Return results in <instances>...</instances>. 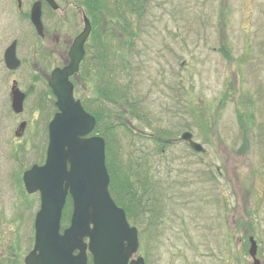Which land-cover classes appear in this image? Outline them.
Segmentation results:
<instances>
[{
  "label": "rangeland",
  "instance_id": "1",
  "mask_svg": "<svg viewBox=\"0 0 264 264\" xmlns=\"http://www.w3.org/2000/svg\"><path fill=\"white\" fill-rule=\"evenodd\" d=\"M35 1L21 0L18 11L0 0V49L15 40L21 61L13 73L0 65V254L11 264H24L33 243L39 196L21 179L42 164L55 113L47 80L63 60L50 46L57 37L72 41L83 26L43 5L39 38L29 21ZM97 10L89 11L90 57L72 79L74 96L114 151L113 199L138 231L137 256L145 264H252V239L264 264V0H98ZM110 74L126 91L121 98L101 84ZM12 80L26 95L18 116ZM183 132L205 152H193ZM65 207L61 230L69 198Z\"/></svg>",
  "mask_w": 264,
  "mask_h": 264
},
{
  "label": "water",
  "instance_id": "2",
  "mask_svg": "<svg viewBox=\"0 0 264 264\" xmlns=\"http://www.w3.org/2000/svg\"><path fill=\"white\" fill-rule=\"evenodd\" d=\"M45 2L57 9L53 0ZM30 21L43 37L40 2L32 6ZM89 33L90 25L85 21L83 32L69 49V64L53 70L48 81L58 111L48 125L45 162L32 166L22 177L27 193L39 192L41 202L34 222L33 250L26 256L25 264H87V251L93 264H144L142 258L130 261L138 250L137 230L129 226L125 212L110 197L104 140L88 136L95 127V119L74 99L69 81L78 72ZM4 62L10 70L20 66L16 42L5 51ZM23 101L24 95L18 89L13 90V112L23 111ZM24 128L22 123L19 131L22 133ZM181 140L193 151L204 152L191 134L183 133ZM68 194L73 210L69 226L61 233V214ZM249 255L253 264H260L252 239Z\"/></svg>",
  "mask_w": 264,
  "mask_h": 264
},
{
  "label": "flooded vegetation",
  "instance_id": "3",
  "mask_svg": "<svg viewBox=\"0 0 264 264\" xmlns=\"http://www.w3.org/2000/svg\"><path fill=\"white\" fill-rule=\"evenodd\" d=\"M9 1L11 2V5H13V6H14V3H16L15 6H17V10L19 11L18 5H19L20 0H9ZM55 1H58V0H55ZM97 1L98 0H81L80 2H76V0H63L62 2H63V4L65 3V7L58 4L60 9L63 11L61 17L67 18L68 14H72V15L78 16L82 20V22H83V18L87 17V18H89V22L91 24V32H92L93 31V24H92L93 15L92 14L95 15L96 12L98 11L97 10ZM88 8L90 9V12L92 14H90ZM69 9H71L73 11L71 12ZM49 10L51 13H55V14L57 13V11H52L51 9H49ZM3 38H4V31L2 30V27L0 26V40L2 42H3ZM68 42L71 43V40L69 38L67 39V41L63 42V40H60V38L57 37L56 40L53 42L52 46H50V49L52 50L51 54L58 55L59 58H61L63 60L61 63L62 65L67 64L69 61L68 55H67V50H68L67 46H69ZM3 55H4V48L2 46L0 49V65H2V67H4ZM13 72H11V73H13ZM15 81L16 80H12L10 90H11ZM0 96H1V94H0ZM25 100H26V95H25ZM0 101H1V99H0ZM14 115H16V114H14ZM36 194L39 195L38 193H36ZM12 262L14 263L16 261L11 260L9 257H6L4 254H0V264H11Z\"/></svg>",
  "mask_w": 264,
  "mask_h": 264
},
{
  "label": "trees",
  "instance_id": "4",
  "mask_svg": "<svg viewBox=\"0 0 264 264\" xmlns=\"http://www.w3.org/2000/svg\"><path fill=\"white\" fill-rule=\"evenodd\" d=\"M100 73H102V72H100ZM102 74H104V73H102ZM112 75L110 74L108 76L109 79H110V81L107 80V79L106 80H103L102 79L101 84H102V86L107 87V90H113L112 91V94L115 95V97L121 98V96L123 94H126V91L123 90V88H121L118 85V83H116L115 81H113ZM109 84H112V86L110 85V87H109ZM103 96L109 98L110 94H107L106 95L105 93H103ZM108 100H113V98H110ZM97 120H100V116L97 117ZM102 137L105 140V147H106V166H107V170H108L109 176L111 177V183H110V186H109V191H110L111 196L113 197V192H114L115 187H116V181H119V180H116V178H117L116 171L118 169V165L119 164L116 161V157H113L114 151L112 150L111 144L109 143L108 136L107 135H105V136L103 135ZM163 142H165L167 144L166 141H163ZM120 185L121 184H118L117 187L120 186ZM122 185H123V195H125L126 198L130 199L131 198L130 197V192H129V189H130V181H129V179H128L127 176H122ZM154 200L155 199H153V203H154ZM115 202L117 203V201H115ZM137 203L140 204V200H138ZM117 204L119 206H121L119 203H117ZM154 205H155V203H154ZM65 216H66V207L64 208V217Z\"/></svg>",
  "mask_w": 264,
  "mask_h": 264
}]
</instances>
